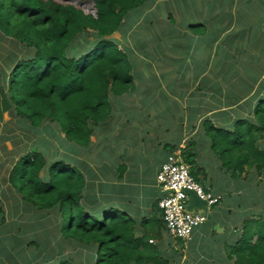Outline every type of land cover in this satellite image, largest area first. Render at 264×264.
I'll list each match as a JSON object with an SVG mask.
<instances>
[{"label":"trees","instance_id":"1","mask_svg":"<svg viewBox=\"0 0 264 264\" xmlns=\"http://www.w3.org/2000/svg\"><path fill=\"white\" fill-rule=\"evenodd\" d=\"M80 1L93 3V13L52 0H0V35L13 37V47L28 54L18 56L9 50L0 63V119L7 109L9 115L33 127L52 124L63 132L72 151L61 159L37 149L20 153L9 182L20 193L27 211L39 218L52 217L43 224H49V231L45 229L40 242H35L36 256H18L13 261L72 264L61 257V246L45 252L49 238L63 237L78 247L92 246L94 264H177L176 258H164L159 246L164 229L161 218L154 227L151 220L137 221L125 211L100 202L88 180L104 173L94 171L84 160L94 128L112 111L109 98L120 97L134 85L128 47L121 44L120 48L111 35L124 34L122 26L129 15L137 17L136 11L153 0ZM168 18L172 20L170 15ZM196 26L191 24L188 29ZM86 33L94 40L86 39ZM0 49L4 50L2 46ZM215 69L224 79V63ZM256 98L246 115L237 114L239 107L229 111V127L206 117L183 151L184 161L192 165L188 149L205 147L219 156L224 170L240 174L246 165L264 175V152L256 145L264 131V96ZM168 147L171 152L176 148L173 144ZM193 176L196 178L195 173ZM244 225L235 246L228 247L227 263L233 255L234 264H264L263 215L259 213L257 220Z\"/></svg>","mask_w":264,"mask_h":264},{"label":"rangeland","instance_id":"2","mask_svg":"<svg viewBox=\"0 0 264 264\" xmlns=\"http://www.w3.org/2000/svg\"><path fill=\"white\" fill-rule=\"evenodd\" d=\"M52 1L73 5L90 14L94 9L91 7L92 3L87 1ZM136 14H138V18L134 17L135 14L129 15L128 22L123 23L124 34L120 30L121 32L111 35L120 48H122L121 44H126L128 47V59L131 61L130 76L134 83L133 91L120 97L109 98L112 102V111L103 124L94 128V134L90 137V149L86 153L91 156L98 155V160L108 158L117 166L124 158L118 155L121 153L118 151L119 148L116 150L113 147L119 146L120 142L122 145L141 147V144L136 141L135 135L127 134L129 135L127 137V135L124 136L115 131L117 124L129 125L130 121L132 126H129L128 132L139 133L140 139L145 145H147V138L157 135L156 130L160 134H163V131L166 133L175 132L174 135L179 137V146L174 150L179 151L180 157L184 160L183 151L193 136L194 130L200 129L201 122L210 111L211 118L218 121L220 126H230L229 114H227V119H223L221 115H217L215 118L216 114L213 109L203 110V105L200 106L198 97L200 93L196 96L195 92H201L214 98L218 97L222 107L227 106L225 109L227 111L239 107L236 111L237 114H240L239 116L246 115L247 111L251 110L257 99L256 94L257 97L264 96V23L256 22L258 19L264 20V0H153L148 1L144 8L136 11ZM169 15L172 20L168 18ZM191 24L200 26L188 29ZM85 38L94 40L87 33ZM217 38H219L218 41ZM13 40L11 36L4 38L0 35V48L2 46L4 49L3 51L0 49V63L3 62L6 52L9 50L13 54L17 53L18 56L27 54L24 49H15L12 44ZM209 40L211 44L208 42ZM186 42L193 44L198 56H202L203 52L205 54L210 52L212 65L205 64L207 61L200 62L201 57L193 63ZM3 52L5 53L3 54ZM142 53H145L146 57H142ZM218 55L221 57L220 61L224 60V79L215 73L217 69L213 70L219 63L216 62ZM156 66L157 80L154 77ZM193 80H213V82L209 87L207 81L196 84ZM234 82L237 83V87L232 85ZM216 83L220 84L221 92L214 93L213 89L217 86ZM235 92H238L236 96L233 94ZM129 93L133 94V98L127 95ZM163 94L167 95L166 97L169 99ZM189 94L191 97H188ZM159 95L160 98L157 99ZM230 96L235 99L234 102ZM228 102H233V106H228ZM119 105L125 107L124 113L121 111V107L118 109ZM191 106L195 109L191 110ZM134 109L137 111L133 114ZM163 110H167L165 113H168V118ZM191 113H195L197 117L191 116ZM187 116L197 125L192 120L190 121L192 123L188 122ZM167 119H169L168 123L163 125L162 123ZM1 121L0 141L3 151L0 153L2 154L7 151V146L10 147V145L13 146L14 151L9 156H16V152L24 153L33 149L42 150L47 156L60 159L63 154L70 156L72 153L64 140L63 132L54 129L52 124L45 123L39 127H33L28 122L19 120L18 117L8 113L4 115V121L3 118ZM131 129L132 131H130ZM260 135L261 139H258L256 145L264 152V131ZM116 136H118L117 140ZM3 137L5 138L2 139ZM128 145L126 146L129 147ZM188 153L194 160L189 168L191 171H198L197 178L194 177L196 180L199 179L200 182L209 184V186L213 184L216 188L225 189L226 201L223 204L229 203L226 219L237 227L232 231L236 235V239L227 240L228 247L233 248L238 241V233L242 234V230L245 228L244 222L257 220L259 213L264 218V175H258L253 167L248 168L246 165L240 174L224 170L219 156L216 154L215 157L214 153L205 147L203 149L200 147L198 149L190 148ZM141 155V153L134 154V157ZM63 160L65 163H69L67 157H64ZM17 197L18 195L13 193L12 199L16 201ZM19 209L23 215L35 217L34 214L26 210L23 203L19 205ZM51 217L52 215L41 216L37 219L36 227L41 229L37 233V237L31 238V241L40 242V237L45 233L44 230L49 231V224L46 223L43 226L45 219L47 218L50 222ZM19 226L20 224L13 223L15 231ZM163 242L166 243L165 240ZM154 243L156 240L153 241ZM173 245L174 243L171 242L170 245L165 244L164 247H161L164 251L163 257H172L179 261L180 256V260H182V247L176 244L177 248L175 249ZM46 246L45 252H48L50 247L61 246V257L71 261L72 264H94L96 259V252L92 246L78 247L69 244L68 240L63 237L61 239L49 238ZM219 247L221 246L219 245ZM35 248L36 246L33 245L25 251L21 247L17 252V248H13L12 239H9L4 253L0 246V264H7L11 254L21 258L31 257L36 254ZM189 256L183 260V264H187ZM17 262L19 261L17 260ZM234 263L233 255H231L229 263L222 262V264ZM31 264L38 263L31 261Z\"/></svg>","mask_w":264,"mask_h":264},{"label":"crops","instance_id":"3","mask_svg":"<svg viewBox=\"0 0 264 264\" xmlns=\"http://www.w3.org/2000/svg\"><path fill=\"white\" fill-rule=\"evenodd\" d=\"M196 36V35H194ZM219 38L216 40L218 41ZM211 44V41H208ZM188 47L187 49L191 53V57L193 58V63L199 60L201 57L200 62L207 61L205 64L212 65V55L210 52L205 54L203 52L202 56H198V53L194 50V46L191 42H186ZM210 53V54H209ZM142 57H146L145 53H142ZM218 57V58H217ZM216 58L217 67H221L224 63V60H221L220 55ZM198 58V60H197ZM204 59V60H203ZM215 63V62H214ZM209 67V66H208ZM155 74L154 77L158 78L157 74V66L154 68ZM208 75V74H206ZM196 84L202 81H207L210 84L213 80H193ZM134 84V83H133ZM217 86L215 87L214 93L221 92V86L219 83H216ZM233 86L237 87V83H233ZM223 90V89H222ZM130 90L129 92H132ZM211 91V90H210ZM224 91V90H223ZM199 94L196 95V94ZM238 92L233 93L236 96ZM232 94V95H233ZM131 98H133V94H127ZM162 95V94H161ZM165 95V94H163ZM194 95L198 96L200 99V106L203 105V110L206 108L213 109V112L217 115L222 113L229 114V111L225 110L226 107H222L220 99L214 98L212 96H208L202 94L201 92H195ZM167 95H165L166 97ZM188 97H191L189 94ZM232 96H230L231 98ZM257 97V96H256ZM3 98V94H0V100ZM160 98V95L157 99ZM169 99V97H166ZM123 99V98H121ZM164 100V99H163ZM192 100V98H191ZM233 102L235 99L232 97ZM162 101V100H161ZM233 102H228V106H231ZM117 104V103H115ZM134 104V103H133ZM132 104V105H133ZM120 105L118 109H120ZM195 109V107L191 106V110ZM7 109L2 113V118L4 121V115L7 114ZM121 111L125 112V107H121ZM133 110V114L136 113ZM194 111V110H193ZM225 111V112H223ZM167 110H163V113L168 118ZM193 117H197L195 113H191ZM200 115V113H198ZM211 111L208 113L206 117H211ZM163 116V115H162ZM223 119H226V115H221ZM2 118L0 119V124H2ZM167 119L162 124L168 123ZM188 122L192 119L187 116ZM193 121V120H192ZM108 123V122H107ZM129 125H120L117 124L115 126V131L122 135L130 134L131 136H136V141L141 144V147H135L133 145H122L120 142L119 146H115L119 148V153L121 157H123V161L119 162L117 166L114 165L113 162L109 161L108 158L106 160H98V155L91 156L89 153L85 154L86 163L90 164L94 171H103L104 175H100L98 178L93 180H88L91 185L92 189L96 192V197L100 201H105L110 205L117 207L119 210L125 211L128 215L135 218V220L140 221L142 219L151 220L153 226L156 227V221L160 220V211L157 208V201L161 196V190L158 184L156 183V174L160 165L166 161L167 156L171 154L169 145L173 144L176 148L179 146V137L174 135L173 133H166L163 131V134H160L158 130H156L157 135L150 136L147 138V145L143 144L142 140L140 139L139 133H129V126H132V122L129 121ZM192 123V122H190ZM195 123V121H193ZM196 124V123H195ZM197 125V124H196ZM102 127V126H101ZM126 129V130H124ZM132 131V129L130 130ZM197 131L194 130L193 135ZM154 132V131H153ZM129 135H127L128 137ZM3 137L2 139H4ZM118 139V136L115 138ZM0 141V152L3 151L1 147ZM14 151L13 146H7V151L2 154L0 153V246L2 247V253L5 252L4 249L7 248L9 239L13 241V248H17V252L22 247L27 251V248L30 246L35 245L34 241H31V238L37 237V230L39 227H36V221L39 218L38 216L29 217L27 214L23 215V213L19 209V205L24 203L21 200V195L16 188L13 187L9 182V175L13 170L16 162L19 159L20 152H16V156H9L10 153ZM112 151V150H111ZM100 152V151H99ZM142 155L140 157H134V154ZM119 158V157H117ZM192 173L196 174L198 171H192ZM197 181L200 182L199 179ZM202 185L207 188L209 191L212 192L213 195L219 197V202L216 206L210 207L209 212H207V218L205 223L195 228L191 234V238L189 241L184 242L178 240L169 239L166 235L163 228H161V235L162 240H160V248L164 247L165 244L170 245L171 242L174 243L173 247L176 249V244L182 247V260L177 261V264H183V260L188 256L187 264H222V262H227V250H228V243L231 238L236 239V235L233 234L236 227L235 224H230L229 221L226 219V213L229 211L227 207L229 203L223 204L225 199V189L216 188L215 185L206 184L204 182ZM11 185V186H10ZM228 192V190H227ZM17 194L18 197L15 200L12 199V195ZM27 209V206H25ZM30 212V211H28ZM33 214V213H32ZM13 223H18L20 226L18 229L13 227ZM204 225V226H203ZM22 234V236H20ZM225 236H228L225 238ZM166 241L163 242V241ZM209 240V242H206ZM171 241V242H170ZM219 245L222 247H219ZM221 248V250H219ZM225 248V249H223ZM162 250V248H161ZM164 253V251L162 250ZM218 253L219 259H218ZM7 260V264H20L14 259H18V255L11 254Z\"/></svg>","mask_w":264,"mask_h":264},{"label":"built area","instance_id":"4","mask_svg":"<svg viewBox=\"0 0 264 264\" xmlns=\"http://www.w3.org/2000/svg\"><path fill=\"white\" fill-rule=\"evenodd\" d=\"M156 182L160 187L161 196L157 201V208L168 237L181 241L183 244L191 238L194 228L206 221L201 210L188 211L187 190H192L206 206L216 205L219 197L206 191L190 172L189 165L180 157V152L170 154L162 163L156 175Z\"/></svg>","mask_w":264,"mask_h":264},{"label":"water","instance_id":"5","mask_svg":"<svg viewBox=\"0 0 264 264\" xmlns=\"http://www.w3.org/2000/svg\"><path fill=\"white\" fill-rule=\"evenodd\" d=\"M186 193L188 195V204L186 206V209L188 211L202 210L201 213L203 215H206V212L208 210L206 202L201 200L192 190H187Z\"/></svg>","mask_w":264,"mask_h":264},{"label":"clouds","instance_id":"6","mask_svg":"<svg viewBox=\"0 0 264 264\" xmlns=\"http://www.w3.org/2000/svg\"><path fill=\"white\" fill-rule=\"evenodd\" d=\"M91 7H93V3H92V6ZM173 152H176V150H174ZM173 152H171V154L173 153ZM170 155V154H169ZM168 155V156H169ZM167 156V157H168ZM164 163V162H163ZM189 167H190V165H189ZM159 170V169H158ZM190 172H191V175L193 176V174H192V171H191V169H190ZM157 175V174H156ZM193 178H194V176H193ZM195 179V178H194ZM196 182H198L206 191H208V192H210L211 194H212V192L211 191H209L207 188H205L199 181H197L196 180ZM157 183V182H156ZM159 186V185H158ZM194 192V191H193ZM219 202V201H218ZM218 204V203H217ZM216 204V205H217ZM208 208V207H207ZM201 212H202V210H201ZM207 212H208V210H207ZM207 212H206V215H204V216H206V218H207ZM163 223V222H162ZM37 231H39V230H37ZM38 233V232H37ZM166 233V232H165ZM167 235V234H166ZM168 236V235H167ZM170 238V237H169ZM171 239V238H170ZM150 242H152V240H150Z\"/></svg>","mask_w":264,"mask_h":264}]
</instances>
